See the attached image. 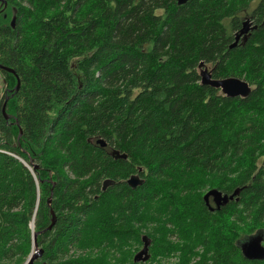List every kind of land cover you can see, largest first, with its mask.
<instances>
[{"label":"trees","instance_id":"obj_1","mask_svg":"<svg viewBox=\"0 0 264 264\" xmlns=\"http://www.w3.org/2000/svg\"><path fill=\"white\" fill-rule=\"evenodd\" d=\"M200 61L250 94L202 85ZM0 66V264L27 259L50 193L34 264H264L240 247L264 245V0H2ZM209 188L240 192L209 211Z\"/></svg>","mask_w":264,"mask_h":264},{"label":"water","instance_id":"obj_2","mask_svg":"<svg viewBox=\"0 0 264 264\" xmlns=\"http://www.w3.org/2000/svg\"><path fill=\"white\" fill-rule=\"evenodd\" d=\"M186 1L187 0H177V3L185 4ZM14 24H15V17H13L11 20L12 27L14 26ZM254 28L255 26H252V20L249 17H245L242 21L241 28L239 29V31L235 32L233 42L229 45V48L235 47L238 44L239 38L241 36H242L241 37L242 43H244L247 40V36L249 35L250 31ZM1 68L8 72L14 73V71L11 68H6V67H1ZM197 69H198V74L200 76V82L202 85H207L219 89L220 92L226 97L245 98L251 92V86L243 79L237 77H228V78H220V79L212 78L211 70L208 69V67L205 65L203 61H200L198 63ZM19 84L20 82L18 78H16V85L13 88L14 92L18 90ZM6 100L7 97L1 107V111L4 115V118L8 120L9 116L5 112ZM20 135H21V130H19L18 133V136ZM96 144L100 145L101 147L105 146V142L102 139L96 140ZM110 155L115 159L117 158L126 159V154L120 153L118 150H112L110 152ZM30 163L31 162L29 161L28 164ZM35 168L36 166H33V169ZM142 183H143V179H141L137 174L131 175L126 180V184L131 188H135L141 185ZM113 184H114L113 181L104 180L102 183V190H105L107 187L112 186ZM239 192L240 190L237 188L230 194H223L221 191L212 188L203 195V200L205 204L208 205V199L209 197H212V200L215 204V208L219 209L221 206L226 205L229 201L237 200V196L239 195ZM51 196L52 193H50L47 199V206L50 209L49 212L51 215L50 223L44 230L32 233V238H31L32 251L23 264H34V262L38 258H40L43 254V249L38 246L36 240L38 234L43 233L46 230H50L56 221V216L54 214V211L51 209ZM37 200H36V205H37ZM209 209L213 210L214 208H209ZM141 243H142V247L133 256L132 260L134 263H144L150 259V253H149V246L151 243L150 238L147 235H142ZM240 247L244 258L249 260H264V246L262 244V237L259 234L253 235L249 237L247 240L243 241Z\"/></svg>","mask_w":264,"mask_h":264},{"label":"rangeland","instance_id":"obj_3","mask_svg":"<svg viewBox=\"0 0 264 264\" xmlns=\"http://www.w3.org/2000/svg\"><path fill=\"white\" fill-rule=\"evenodd\" d=\"M251 88H253V85H251ZM21 163L23 164V162L21 161ZM27 163V162H26ZM24 165V164H23ZM208 190H210V188L209 189H206V190H203L202 191V197H203V195L208 191ZM32 223H30V227H31V229H33V220L31 221ZM138 249H140V247L138 248ZM31 251H32V248H31V250H30V253H31ZM137 251V250H136ZM136 251L134 252V254L136 253ZM30 253H29V255H30ZM77 253V252H76ZM80 253V252H79ZM133 254V255H134ZM28 255V256H29ZM132 258H133V256H132ZM158 258H156L155 260H157ZM160 259H162V258H160ZM167 263H170V262H173V261H175L176 260V258L175 257H168L167 258ZM196 261H198V257H193L192 258V260L190 261V264L191 263H195Z\"/></svg>","mask_w":264,"mask_h":264},{"label":"bare ground","instance_id":"obj_4","mask_svg":"<svg viewBox=\"0 0 264 264\" xmlns=\"http://www.w3.org/2000/svg\"><path fill=\"white\" fill-rule=\"evenodd\" d=\"M1 1H2V0H1ZM1 1H0V3H1ZM11 20H12V19H11ZM14 25H15V24H14ZM11 27H12V25H11ZM13 27H14V26H13ZM199 77H200V76H199ZM200 83H201V82H200ZM13 91H14V90H13ZM97 140H98V139H97ZM95 143H96V141H95ZM103 147H104V146H103ZM111 151H112V150H111ZM111 151H110V152H111ZM109 154H110V153H109ZM110 156H111V155H110ZM111 157H112V156H111ZM17 158H18V157H17ZM126 158H127V157H126ZM114 159H115V158H114ZM117 159H118V158H117ZM19 160L22 161L23 164H24L25 166H26V164H27L28 167H27V166H26V167L30 170V172H31V170H32L31 173L33 174V168L30 167V164L26 163L24 160H22V159H20V158H19ZM139 171H140V170H139ZM135 174H137V175L140 177V175H139L138 173H134V174H131V175H135ZM131 175H130V176H131ZM130 176H129V177H130ZM129 177H128V178H129ZM128 178H127V179H128ZM140 178L143 179L142 177H140ZM127 179H126V180H127ZM126 180H125V183H126ZM202 199H203V197H202ZM211 199H212V197H211ZM203 201H204V200H203ZM212 201H213V200H212ZM213 203H214V202H213ZM204 204H205V202H204ZM214 205H215V204H214ZM207 206H208L209 208H214L213 210L216 209L215 206H214V207H211L209 204H208ZM35 210H36V209H35ZM213 210H211V211H213ZM32 220H33V219H32ZM32 233H33V232H32ZM143 235H145V234H143ZM141 236H142V235H141ZM140 241H141V237H140ZM141 244H142V243H141ZM150 244H151V243H150ZM263 246H264V245H263ZM141 247H142V246H141ZM149 247H150V246H149ZM139 250H140V249H139ZM137 251H138V250H137ZM137 251H136V252H137ZM133 256H134V255H133ZM132 259H133V258H132ZM132 261H133V260H132Z\"/></svg>","mask_w":264,"mask_h":264},{"label":"flooded vegetation","instance_id":"obj_5","mask_svg":"<svg viewBox=\"0 0 264 264\" xmlns=\"http://www.w3.org/2000/svg\"><path fill=\"white\" fill-rule=\"evenodd\" d=\"M252 26H255L254 24H253V21H252ZM255 29V28H254ZM242 37V36H241ZM239 38V41H241L242 40V38ZM208 204L211 206V207H214L215 205H214V203H213V201H212V199H211V197H209V199H208ZM205 206L207 207V209L209 210V211H211L210 209H209V207L205 204ZM143 235V234H142ZM146 235V234H145ZM141 237V236H140ZM140 243H141V241H140ZM141 246H142V244L140 245V248H141ZM139 250V249H138Z\"/></svg>","mask_w":264,"mask_h":264}]
</instances>
